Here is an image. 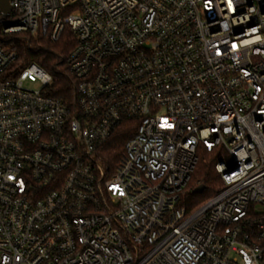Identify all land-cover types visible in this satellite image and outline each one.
<instances>
[{"label": "built area", "instance_id": "1", "mask_svg": "<svg viewBox=\"0 0 264 264\" xmlns=\"http://www.w3.org/2000/svg\"><path fill=\"white\" fill-rule=\"evenodd\" d=\"M8 2L1 35L76 46L66 103L0 46V264H264V0ZM198 149L221 189L189 211Z\"/></svg>", "mask_w": 264, "mask_h": 264}, {"label": "trees", "instance_id": "2", "mask_svg": "<svg viewBox=\"0 0 264 264\" xmlns=\"http://www.w3.org/2000/svg\"><path fill=\"white\" fill-rule=\"evenodd\" d=\"M0 46L16 56L15 67L36 64L52 79L48 93L53 98L68 102L73 100V79L68 71V56L76 46V39L68 28L60 37L51 42L47 38L32 37L28 33L10 35L0 34ZM128 136L122 130L115 133L101 148L99 162L105 169L117 166L123 154V147ZM197 163L186 188L183 204L189 211L196 210L221 189L220 180L214 166L222 155L197 150ZM203 187L199 193L195 190Z\"/></svg>", "mask_w": 264, "mask_h": 264}, {"label": "water", "instance_id": "3", "mask_svg": "<svg viewBox=\"0 0 264 264\" xmlns=\"http://www.w3.org/2000/svg\"><path fill=\"white\" fill-rule=\"evenodd\" d=\"M11 11V8L9 6V2L8 0H0V13H2L3 15H9ZM203 190V187H199L195 190V193H199Z\"/></svg>", "mask_w": 264, "mask_h": 264}, {"label": "rangeland", "instance_id": "4", "mask_svg": "<svg viewBox=\"0 0 264 264\" xmlns=\"http://www.w3.org/2000/svg\"><path fill=\"white\" fill-rule=\"evenodd\" d=\"M27 87H29V88H34V86H33V85H27Z\"/></svg>", "mask_w": 264, "mask_h": 264}]
</instances>
